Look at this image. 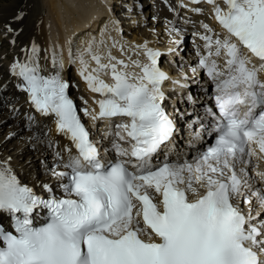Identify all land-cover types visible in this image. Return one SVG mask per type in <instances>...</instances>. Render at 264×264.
Masks as SVG:
<instances>
[{
	"label": "snow or ice",
	"instance_id": "snow-or-ice-1",
	"mask_svg": "<svg viewBox=\"0 0 264 264\" xmlns=\"http://www.w3.org/2000/svg\"><path fill=\"white\" fill-rule=\"evenodd\" d=\"M190 2L211 5L226 33L203 25L211 35L201 36L207 55L199 64L213 82L218 112L214 143L192 159L163 151L177 131L163 107L169 77L158 66L161 54L146 44L149 63H126L110 50L101 55L94 40L69 51L88 89L101 97L94 101L98 113L83 114L120 121L106 133L115 138V161L102 158L68 82L59 72L46 74L34 43L12 63L32 107L54 116L72 147L66 156L57 153L59 195L48 184L40 195L0 161V216L8 218L7 228L0 220V264H264V216L251 207L255 201L264 209V190L252 186L246 170L252 157L264 161V0ZM52 65L64 67L62 50L53 51ZM109 73L111 84L102 78Z\"/></svg>",
	"mask_w": 264,
	"mask_h": 264
},
{
	"label": "bare ground",
	"instance_id": "bare-ground-1",
	"mask_svg": "<svg viewBox=\"0 0 264 264\" xmlns=\"http://www.w3.org/2000/svg\"><path fill=\"white\" fill-rule=\"evenodd\" d=\"M112 1L113 0H19L18 5L7 3L4 4V6H0V42L2 44L8 43L7 50L4 51V49H0V69L3 66H6L7 69V72L3 74V82L0 81V105L1 102H3V96H9L11 93L14 95L17 94V90L13 89V86L9 87V83L5 82L10 80V82H13L14 84V81H20L18 78L11 75V65L16 60H23L25 57V50L27 49L30 52L33 43L40 50V63L41 67L45 69L46 74H55L56 72H59L63 76V79L69 80L71 75L69 73L70 71H73L75 79H70V83H73L74 80H80L79 73L81 71V65L79 63L73 64L71 62L69 51H84L93 40L96 42V51L101 55H106L110 50L113 56L117 59L124 60L126 63L131 62L129 58L132 60L138 59L141 63L146 62L148 58L144 54L143 46L145 44L148 48L156 52L159 51L157 50V47H160L161 45L159 46L156 41H148V39L139 40L138 36V38L133 37V39L129 38L130 40H128L124 39L123 36L121 37V35H118V32L121 30V21L117 19L118 12H113V6L111 3L115 0ZM114 3L119 4L121 1ZM121 4H124L123 0ZM133 5L134 8L138 9V14H142V2L134 0ZM145 5H147L146 2H144V6ZM124 6L123 8L121 5L116 7L121 10H130L128 5V8H124ZM146 11H148L149 14L152 12L150 11V8ZM10 13L13 14L11 15ZM130 13L131 12L127 11L122 15L131 18L133 17L132 21H128L129 24L137 22L143 24V22H145V16L147 15L144 14L140 16L139 21H137V16H133ZM209 14V12L206 13L207 18H209ZM105 17L108 18L105 19ZM153 18L154 19L152 21L150 20L148 23H153L154 25L151 29H146V32H150V36L155 40L159 32V27L162 28L161 31H164L165 34L170 30L165 26L163 19H157L154 13ZM14 19L17 20L15 23L12 22ZM101 24L102 33L97 36L96 33ZM9 26L13 31H7V27ZM173 30L174 28L171 32H174L175 34L173 33V35L168 38V48L172 49L174 48L173 46L179 43L174 36L180 34L176 30ZM77 31L80 33L77 36L75 44H72V47H70V44L68 43L70 39L68 38L72 36V33ZM104 37H106V40L110 39L111 41H114L116 47H109L107 44H104V47L101 48L100 42ZM97 39H100V41H97ZM182 40H185V37ZM185 42L186 43L184 44H186V46L181 47L177 54L171 55L164 53L158 58V66L160 69H165L169 75V80L162 84V89H165L167 93V99L164 100L163 107L166 108L168 114L173 115V120L177 124V131L172 143L168 144L163 150L164 152L169 153L170 159L173 160L176 159L177 153L187 159H192L198 155L199 150H201L202 145L207 138V132L203 130V126L197 123L196 115L201 107H210L212 95V85L204 77L199 68V71L191 70L194 71V73L189 75L188 73L191 71L178 73L176 70L178 66L183 65L185 61L188 62V64L197 63L189 39ZM121 46H123V52L121 51ZM61 50L64 67L68 68L64 74L56 68L53 69L52 65L53 51H55V54H61ZM85 58L90 61L91 68L96 67L95 62L91 61V58L86 52ZM174 69L177 71V75L175 74L176 71H174ZM129 71H134V69H129ZM102 78L106 83L111 84L110 73ZM173 80L181 83H173ZM82 88L83 96H90L91 99H97L94 93L88 92L87 84L82 85ZM21 94H23L22 96L25 98L28 97L24 92H21ZM21 99L11 102V105H7L5 111H1L0 122L10 117L12 109L16 110L17 108H21V114H19V117H15L17 120H14L15 126L13 128L26 130L27 134L24 135L25 140L18 148H14L9 142L2 144L0 146V161H9L10 166L18 174L19 178L24 183L34 187L37 192L43 193L44 190L42 186L48 184L52 186L56 190L57 195H59L58 191L60 188L58 185L61 182L53 176L52 172L55 165L58 163V157H56L57 153L66 156L67 153L64 149L66 147H72L71 142L66 138H52L55 129L50 128L49 124L45 126V130L50 131V136L41 129H32L27 125V121L24 119V114L27 112L29 116H36L39 120L43 118V116L40 113H35L31 110L30 102L28 100L23 104ZM88 100L90 99H87V101ZM51 120L52 116H49V123ZM112 123L113 122H106L103 127L106 132H102V135H104L105 138L108 137L106 133L112 128ZM197 132H199L200 138H196ZM96 138L99 137L96 136ZM41 141L46 144V149L50 150L51 153L45 151L41 153L40 156H37L35 152H30L28 158L25 159V151L22 146L26 144H35L41 147L43 145L38 144ZM126 146L128 145H125V147ZM34 147H32V149ZM52 153L55 157L50 156ZM101 155L102 157H109V155H105V150H102ZM38 158H41V160L36 161ZM37 162V166H39L38 170H34L30 173L27 172V169L35 167ZM253 165L254 163H250L249 167H246V170H249ZM259 215L264 216V210H262ZM2 217L3 216H0V218Z\"/></svg>",
	"mask_w": 264,
	"mask_h": 264
},
{
	"label": "rangeland",
	"instance_id": "rangeland-1",
	"mask_svg": "<svg viewBox=\"0 0 264 264\" xmlns=\"http://www.w3.org/2000/svg\"><path fill=\"white\" fill-rule=\"evenodd\" d=\"M114 1V0H113ZM112 1V2H113ZM119 1H121V3H122V0H115L114 2H119ZM140 1V0H139ZM113 2V3H114ZM133 2H134V0H123V3L124 4H121V3H111V5L113 6V12L115 11V13H117V19L118 20H120L121 22H120V26H121V30L118 32V35H121V37L123 36V38L124 39H128V40H130V39H133V37H137L139 40H147L148 39V41H156V43L160 46V47H157V50H159L162 54H171V55H173V54H177L178 53V51H179V49L181 48V47H185L186 46V44H184V43H186L185 41L187 40V39H189V37L186 35V34H178V35H176V36H174V38L177 40V41H179V43L177 44V45H175V46H173L174 48L172 49V48H168L169 47V43H168V38L169 37H171V35H173V33L174 32H171L172 31V29H173V27H168V26H166V27H168V29L170 30L168 33H166L165 34V32L164 31H161V27H159V32H158V35H157V37H156V39L154 40L150 35H151V33L150 32H146V29H151L152 28V26L154 25L153 23H148V22H150V20L152 21L154 18H153V11L151 12V14H149V12L148 11H146V10H148L150 7H147V5H143V8H141V11H142V14H138V9H136V8H134V5H133ZM7 3H10V4H19V0H0V6H4V4H7ZM127 3V4H126ZM121 5V7L123 8V6H124V8H128V6L130 7V10H121V9H118L116 6H118V5ZM128 5V6H127ZM149 6V5H148ZM120 8V7H119ZM131 12L130 14H132L133 16H137V21H139V18H140V16H142V15H147V16H145V22H143V24L142 23H128V21H132L133 19V17L131 18V17H126V16H122L123 15V13H125V12ZM145 11V12H144ZM150 11H151V8H150ZM136 13V14H135ZM11 15L13 14V13H10ZM165 17H168V15H165ZM108 18V17H107ZM106 17H105V19H107ZM148 19H149V21H148ZM123 20V21H122ZM140 20H142V19H140ZM17 20L16 19H14V21H12L13 23H15ZM100 21H102V20H100ZM124 21H126V22H124ZM174 30H176V29H174ZM173 30V31H174ZM155 31H156V29H155ZM177 31V30H176ZM170 34V35H169ZM175 34V33H174ZM125 35V36H124ZM180 35V36H179ZM185 37V40H182L183 38ZM130 38V39H129ZM159 38V39H158ZM174 39V40H175ZM167 40V41H166ZM6 41V40H5ZM175 44V43H174ZM160 48V49H159ZM0 49H4V51L5 50H7L8 49V43H4V44H2L1 42H0ZM160 53V54H161ZM143 63H148V60L146 61V62H143ZM70 70V69H69ZM130 70H133L132 68H130ZM177 71H178V73L180 72V73H185V72H189V71H191V70H194V71H199V69H198V67L196 66V63L195 64H188V62H184V64L183 65H181V66H178V68L176 69ZM175 69H174V71H176ZM134 71H136V72H139V69H134ZM177 71H176V75L178 74L177 73ZM194 71H191V72H189L188 73V75L189 74H191V73H194ZM5 72H7V69H6V66H3L1 69H0V81L1 80H3L4 78H3V74L5 73ZM69 74H71L70 75V79L72 80V79H75L74 78V72L73 71H70V73ZM168 77H169V75H168ZM183 79V78H182ZM9 81V80H8ZM73 82H75V80L73 81ZM173 83H181V82H179V81H175V80H173L172 81ZM73 84V83H72ZM188 90H190V89H188ZM71 92L73 93V94H75L76 92H77V88H72L71 89ZM165 92H166V90H165ZM20 94V95H19ZM17 95L18 96H22L23 94H21V93H19V92H17ZM190 96V95H189ZM186 97H187V95H186ZM4 98V100H6L7 98H8V96H4L3 97ZM188 98H190V97H188ZM3 100V99H2ZM10 103H4V102H1V105H0V113H1V111H5V109L7 108V105H9ZM22 109L21 108H17L16 110H14V109H12L11 110V113H10V117L8 118V119H6V120H4V121H1L0 122V146L2 145V144H5L6 142H9L10 144H12L13 145V147L14 148H18L19 146H20V144L22 143V142H24V140H25V138H24V135H26L27 133H26V130H24V129H14L13 127L15 126L14 125V122L17 120V119H15V117H19V114H20V111H21ZM17 113H19V114H17ZM12 115H13V117H12ZM24 119H26V121H28V119L26 118V117H24ZM15 120V121H14ZM19 121V120H18ZM26 121H25V123H26ZM24 122V121H23ZM12 127V128H11ZM33 132V131H32ZM45 142H46V140H45ZM38 144H42L43 146H38V145H35V144H32V145H29V144H26V145H23L22 146V148H23V150L25 151V159L26 158H28V156H29V153L30 152H35V154H37V156H40L41 155V153H43V152H47V153H51V151L50 150H47L46 149V144L45 143H43L42 141L41 142H39ZM35 146V147H34ZM32 147H34L33 149H32ZM28 150V151H27ZM28 152V153H27ZM51 157L52 156H54L55 157V155L52 153V155H50ZM57 157V156H56ZM41 160V158H38V159H36V161H40ZM40 163V162H39ZM38 165V162L35 164V167H33V168H29V169H27L28 171L27 172H33L34 170L35 171H37L38 170V168H39V166H37ZM41 165V164H40ZM42 166H44V165H42Z\"/></svg>",
	"mask_w": 264,
	"mask_h": 264
}]
</instances>
